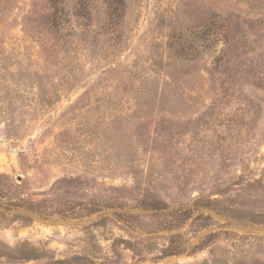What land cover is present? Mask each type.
Instances as JSON below:
<instances>
[{"label":"rangeland","instance_id":"obj_1","mask_svg":"<svg viewBox=\"0 0 264 264\" xmlns=\"http://www.w3.org/2000/svg\"><path fill=\"white\" fill-rule=\"evenodd\" d=\"M7 1L0 264H264V57L248 44L219 96L206 30L239 17L260 36L264 0H125L114 34L104 0L59 32L49 0Z\"/></svg>","mask_w":264,"mask_h":264},{"label":"trees","instance_id":"obj_2","mask_svg":"<svg viewBox=\"0 0 264 264\" xmlns=\"http://www.w3.org/2000/svg\"><path fill=\"white\" fill-rule=\"evenodd\" d=\"M104 1L106 5V21L103 27L106 28L108 33L111 32L114 34L117 29L116 27H113L112 22L117 23L118 20H120V18L124 15L125 0ZM7 2V0H0V5L3 4L6 6ZM49 3L48 21L52 30L56 32L64 30L65 26L70 24L73 17H76L77 23L81 21L78 24L79 26L86 29L89 28V22L92 21V14L89 12V4L80 0L75 8H73V11L69 12L65 6L64 0H49ZM3 9H5V7H3ZM217 19L213 22L214 26H216L214 31H211V29L205 25L206 30L210 31L207 33V36H213L215 38L221 39L225 45L214 59V65L210 70L211 80H214L215 75H219L220 77L217 80L220 81V88L217 92V95L223 97H232L234 96L236 89L240 91V84H237L233 78L236 70L235 68L237 67L239 72L240 69L245 66V70H247L248 67L250 68V64L253 63L252 60L248 59V50L246 48L248 44L251 45L252 43H256V45L253 46V48L257 47L256 51L252 48V52L254 53L252 57H255L256 55L259 57H264V14L262 17H259L256 20L260 27V36L252 34L249 27L246 30H242L241 32V25L239 22L236 23V21L241 20L239 17L236 18V20L230 17L221 16ZM243 23L248 24V22L245 20H243ZM71 29L72 31L74 30V34H70V36L77 35L75 25H72ZM67 34L69 35V33ZM211 40L212 39L205 40L201 45L199 44V46L204 47L206 43L210 42ZM174 55L182 63L192 62L200 57L198 53L194 52L187 54L175 53ZM242 79L246 78H243L242 76ZM136 96L141 97L146 102H149L148 98L155 96V93L151 87L142 85L137 88Z\"/></svg>","mask_w":264,"mask_h":264}]
</instances>
